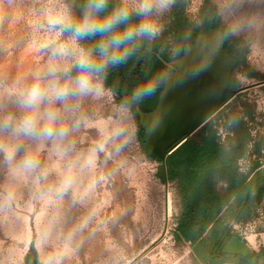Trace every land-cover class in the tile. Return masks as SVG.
<instances>
[{
	"label": "clouds",
	"instance_id": "1",
	"mask_svg": "<svg viewBox=\"0 0 264 264\" xmlns=\"http://www.w3.org/2000/svg\"><path fill=\"white\" fill-rule=\"evenodd\" d=\"M176 0H43L32 25L35 51L41 58L11 82L0 80V169L7 185L0 193V212L11 206L17 189L27 187L30 203L44 208L40 247L42 264H65L77 251V238L96 215L93 204L109 164L120 162L139 131L141 106L161 93L172 71H161L138 83L113 115L96 119L87 102H113L106 86L110 70L126 64L150 46L163 31L161 18ZM252 0H225L220 9L225 28L217 44L251 28L255 19L243 15ZM12 0H0V24ZM209 42H202V50ZM207 62L193 68L204 70ZM155 114L147 127H153ZM158 122V121H157ZM95 127L97 136L86 149L79 147L83 130ZM66 204L88 210L59 236ZM51 248V250H47Z\"/></svg>",
	"mask_w": 264,
	"mask_h": 264
},
{
	"label": "rangeland",
	"instance_id": "2",
	"mask_svg": "<svg viewBox=\"0 0 264 264\" xmlns=\"http://www.w3.org/2000/svg\"><path fill=\"white\" fill-rule=\"evenodd\" d=\"M205 1L176 0L161 18L162 32L172 26L174 13L202 26L199 14ZM210 1L220 15L225 0ZM43 6V0H12L5 9L0 24V80L11 82L40 62L32 25L35 12ZM243 15L253 17L255 24L244 28L233 40L244 55V62L233 71L242 90L232 95L208 120L223 127L228 132L227 138L237 126L247 132L249 140L240 158L244 157L252 165L259 160L264 165V0H252ZM114 103H119L116 93L113 102H87L89 111L99 120L113 115ZM96 136L95 127L86 128L79 135V147L86 149ZM141 140L139 128L120 162L109 164L103 184L88 206L95 205L96 215L88 230L77 238V251L65 264H131L140 252L158 239L160 241L150 251L132 264H194L195 255L190 243L177 240L174 234L180 211L177 184L169 183L171 211L168 215L165 185L159 175L160 163L145 152ZM6 185V173L0 169V193L5 191ZM218 186L224 188L225 183L219 181ZM87 210L66 204L61 212L62 222L55 228L56 234L62 236ZM259 216L254 230L249 228L247 234L239 232L238 236L249 243L255 242L254 234L264 231V206L260 208ZM43 219L44 208L30 203L29 189L19 187L15 202L0 212V264H26L30 253L42 263L45 254L40 247ZM166 222L167 231L161 238ZM245 229L244 226L243 231Z\"/></svg>",
	"mask_w": 264,
	"mask_h": 264
},
{
	"label": "trees",
	"instance_id": "3",
	"mask_svg": "<svg viewBox=\"0 0 264 264\" xmlns=\"http://www.w3.org/2000/svg\"><path fill=\"white\" fill-rule=\"evenodd\" d=\"M199 17L202 26L174 13L172 26L157 40L126 64L110 70L106 86L114 90L119 101L138 83L168 69L161 57L171 61L180 56L198 32L215 26L224 31V22L210 0L205 1ZM234 39V36L226 38L225 47L239 53L236 59L240 65L244 55ZM158 98L159 94L141 108L153 109ZM137 119L139 123V117ZM139 128L147 152L146 134L140 123ZM248 140L247 132L239 126L223 140L214 120H207L166 158L168 177L177 184L180 203L175 238L190 243L194 264H251V258L256 255L255 252L244 254L225 250L226 243L239 235L235 224L253 220L264 197V165L258 160L253 165L251 177L238 166ZM219 181L225 183L224 188L218 186ZM260 253L264 254V248Z\"/></svg>",
	"mask_w": 264,
	"mask_h": 264
},
{
	"label": "water",
	"instance_id": "4",
	"mask_svg": "<svg viewBox=\"0 0 264 264\" xmlns=\"http://www.w3.org/2000/svg\"><path fill=\"white\" fill-rule=\"evenodd\" d=\"M223 32L219 27H211L200 31L192 42L188 43L183 53L168 61L161 57L172 71V79L168 86L161 89L157 105L151 110L140 108L139 123L146 134L148 154L160 163L159 175L165 185V193L169 200V177L166 158L171 149L188 134L200 128L222 104L238 89L232 81V73L237 66V59L225 47L213 39L215 34ZM209 42L202 50V42ZM207 62L204 70L191 75V70ZM241 89V88H240ZM155 114L153 127H147L149 117ZM158 121V122H157ZM169 216H166L168 219ZM167 222L165 224V235ZM151 243L133 262L150 251L158 242ZM132 262V263H133ZM131 263V264H132ZM26 264H42L37 256L29 257Z\"/></svg>",
	"mask_w": 264,
	"mask_h": 264
},
{
	"label": "crops",
	"instance_id": "5",
	"mask_svg": "<svg viewBox=\"0 0 264 264\" xmlns=\"http://www.w3.org/2000/svg\"><path fill=\"white\" fill-rule=\"evenodd\" d=\"M261 236L258 239V236ZM255 242L251 240V244L238 235L233 236L225 245V250L233 251V252H240L244 254L253 253L255 252L256 255L251 258V264H264V254H261L260 251L264 248V231L256 232L254 234ZM239 239L235 240L234 239ZM237 241V242H236ZM220 264H239V263H232V262H225Z\"/></svg>",
	"mask_w": 264,
	"mask_h": 264
},
{
	"label": "built area",
	"instance_id": "6",
	"mask_svg": "<svg viewBox=\"0 0 264 264\" xmlns=\"http://www.w3.org/2000/svg\"><path fill=\"white\" fill-rule=\"evenodd\" d=\"M218 128H219V135L221 136V138L223 140H226L227 139L228 132L225 131L223 127H218ZM185 140H186V138H183L177 144H175L174 147L171 149V152L175 148H177L180 144H182ZM238 166H239V169L242 172L246 173L249 177H251L254 174L253 165L250 162H248L244 157L243 158H240L238 160ZM262 206H264V197H263L261 203L259 204V206L257 208V215L258 216L256 215V217L253 220H251V221H249L247 223H243V224L242 223H237V224H235L234 227H235V229H236V231L238 233L240 232L241 235L243 234L241 232H244L245 234H247L249 228H251L250 230H254L255 229V227L257 226V224L260 221L259 212H260V208ZM244 226H245L246 229L243 231ZM245 237L249 241V236L246 235Z\"/></svg>",
	"mask_w": 264,
	"mask_h": 264
},
{
	"label": "flooded vegetation",
	"instance_id": "7",
	"mask_svg": "<svg viewBox=\"0 0 264 264\" xmlns=\"http://www.w3.org/2000/svg\"><path fill=\"white\" fill-rule=\"evenodd\" d=\"M226 48L228 49V51L232 54V55H234L235 56V58L237 57V55H239V53L237 52V51H235V50H233V49H231V48H229V47H227L226 46ZM238 61V60H237ZM237 64H238V62H237ZM236 68V67H235ZM232 81L234 82V84H235V87L238 89V91H237V93H239L241 90H242V87H240V85H238V82H237V80L236 79H234V77H233V73H232ZM241 88V89H240ZM237 93H235V95L237 94ZM264 150H262V152H263ZM34 256V253H30L29 255H28V258L29 257H33ZM27 258V259H28Z\"/></svg>",
	"mask_w": 264,
	"mask_h": 264
},
{
	"label": "bare ground",
	"instance_id": "8",
	"mask_svg": "<svg viewBox=\"0 0 264 264\" xmlns=\"http://www.w3.org/2000/svg\"><path fill=\"white\" fill-rule=\"evenodd\" d=\"M166 210L169 215L171 211V197L170 196H169V200H167V197H166Z\"/></svg>",
	"mask_w": 264,
	"mask_h": 264
}]
</instances>
